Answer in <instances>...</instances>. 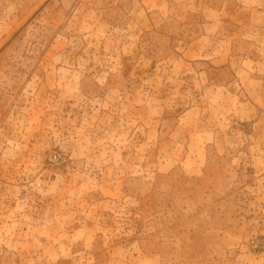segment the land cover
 Returning <instances> with one entry per match:
<instances>
[{
  "label": "rangeland",
  "instance_id": "obj_1",
  "mask_svg": "<svg viewBox=\"0 0 264 264\" xmlns=\"http://www.w3.org/2000/svg\"><path fill=\"white\" fill-rule=\"evenodd\" d=\"M0 264H264V0H0Z\"/></svg>",
  "mask_w": 264,
  "mask_h": 264
}]
</instances>
